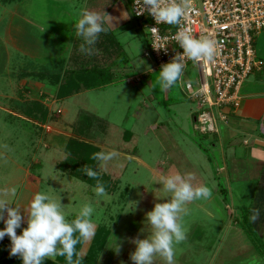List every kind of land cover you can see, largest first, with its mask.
<instances>
[{
    "label": "rangeland",
    "instance_id": "rangeland-1",
    "mask_svg": "<svg viewBox=\"0 0 264 264\" xmlns=\"http://www.w3.org/2000/svg\"><path fill=\"white\" fill-rule=\"evenodd\" d=\"M59 1H66L67 8L77 13L88 8L90 11L91 6L100 8L105 5L107 8L111 3L120 2L128 21L114 32L107 33L117 37L121 43L131 41L129 48L135 60L131 59L126 67L127 61L119 59L117 52L105 54L106 62L101 61L102 57L96 59L93 54L89 57L79 52L78 58L73 57L78 60L75 68L97 66L104 71V76L107 75V83L113 84L103 89L74 93L60 101L57 86L64 85L66 81L62 57L66 51L55 46L51 24L43 22L39 28L33 29L20 23L23 19L27 20L28 4L40 12L50 8L45 11L52 13V0H12L9 6L15 5L14 9L0 10V48L3 49L0 60L3 64L8 61L7 66L0 69V198L21 207L25 219L27 213L23 209L27 210L30 199L37 192H44L53 200L60 199L69 221L73 215H79L84 205H90L93 208L92 220L97 225L96 234L100 228L107 229L98 263L134 264L130 259V253L135 249L132 241L145 238L151 232L145 214L155 203L163 202L158 198L162 195V186L160 188L158 183L153 182L148 188L150 183L159 175L181 174L183 170L190 169L188 171L201 176L211 189L212 196L208 200L186 205L188 213L181 219L186 238L174 245L173 264H221L226 260L225 264H242L243 255L250 252L249 248L246 250L248 246L260 255L264 253L261 249L264 238L252 229L248 230L249 221L243 219L245 214H242L240 205V225L243 228L231 225L227 220V214L232 211L230 207L225 208L222 202L224 198L229 200L226 183L222 177L215 181L219 182L218 185L211 179L217 169L216 164L211 162L214 161L211 156L214 150L204 140L205 135L193 129L190 114L195 106L185 92L184 80L170 89H164L157 85L158 75L144 76L143 71L151 64L156 72L161 65L150 64L140 56L142 43L138 31H141L143 40H147L145 20L131 13V0ZM81 43V39L76 43L78 50ZM3 54L6 57L2 58ZM82 59L90 66H83L80 63ZM47 62L49 71H63L60 74L55 71L53 75L57 79H52L56 83L52 82L51 88L46 82L48 75L41 80L32 78L36 69ZM132 64L135 69L131 68ZM185 73L193 89H196L194 64H187ZM253 75L245 80H253ZM137 76L142 78L139 82H127ZM153 87L155 89L150 91ZM141 109L144 112L139 113ZM151 124L156 128L152 129ZM83 143L99 151L114 150L118 156L106 163L95 160L93 165V152ZM133 154L144 159L148 166H154L153 169L138 164L131 158ZM88 167L98 172L100 182L107 179L105 196L97 197L96 185L83 181L81 175ZM13 189L15 195H12ZM240 196L241 199H249L243 193ZM256 200L252 202L251 199L252 204H245H251L253 209ZM132 206L134 210L130 211ZM3 227L0 221V228ZM21 227H26L24 221ZM16 232L19 235L20 229ZM115 239L118 251H114ZM92 243L93 239L83 241L79 253L85 255ZM9 245L7 236L0 240V264H6V257L10 256ZM153 264L166 262L156 257Z\"/></svg>",
    "mask_w": 264,
    "mask_h": 264
},
{
    "label": "clouds",
    "instance_id": "clouds-1",
    "mask_svg": "<svg viewBox=\"0 0 264 264\" xmlns=\"http://www.w3.org/2000/svg\"><path fill=\"white\" fill-rule=\"evenodd\" d=\"M136 3L139 6L137 14L147 12L156 24L178 26V31L173 34L172 39L183 49V52L161 65L157 85L170 89L181 81L184 78L186 60L214 61L217 55L214 39L206 35H194L191 29L179 27L186 15V4L183 0H136ZM110 28H112L111 18L108 15L106 18L95 11H82L74 24L76 35L82 40L80 52L92 55L99 35L108 32ZM165 45L154 48L164 49ZM153 89L155 87L150 91ZM116 156L118 153L114 150L99 151L94 154L93 159L106 163ZM84 174L97 180L96 196H105L106 189L98 179V172L88 167L84 169ZM193 180L192 175L185 177L173 173L159 175L150 183L148 188L153 182L158 183L160 188L162 186L163 192L158 198L163 202L155 203L154 207L145 214L151 232L145 238L132 241L135 249L130 253V259L134 264H153L156 257L162 258L166 264H173L174 245L186 238L181 223L182 215L188 213L186 205L194 201L208 200L212 196L208 186L194 185ZM12 195H15V189L12 190ZM21 209L8 199L0 198V221L4 224V227L0 228V240L5 236L9 238L10 256L19 257L22 264H43L46 259L56 256L65 257L66 264H81L84 256L83 253L76 251V245L81 240L91 241L96 234L97 225L92 220L93 208L90 205H84L79 215L69 221L62 210L60 199L53 200L48 194L37 192L30 199L27 210L23 209L27 213L26 219L22 216ZM132 210L134 206L130 211ZM260 215L261 210L255 209L252 215L253 221ZM22 221L26 223V227H21ZM18 228L19 235L16 232ZM118 250L119 245L115 239L114 251Z\"/></svg>",
    "mask_w": 264,
    "mask_h": 264
},
{
    "label": "crops",
    "instance_id": "crops-1",
    "mask_svg": "<svg viewBox=\"0 0 264 264\" xmlns=\"http://www.w3.org/2000/svg\"><path fill=\"white\" fill-rule=\"evenodd\" d=\"M11 2L12 0H0V10L6 8H10L11 10L14 9L15 5L9 6ZM114 3H111V5L107 6V8H105V5H103V7L100 6V8L99 6H91L92 9L90 10L98 12L100 14L101 12H104L103 14L106 18L107 15L111 18L112 28L109 29L108 33L122 27L125 22L128 21V17H126L127 15L124 14L123 5L120 2H117L115 5ZM67 6L68 5L66 1L52 0V13H50V11H45L46 9L50 8H46L44 11L40 12L36 9V7H31L28 4L26 7V12H28L26 16L27 20L23 19L22 21H20V23L27 24L33 29H35V27L39 28L40 25L43 24V22H46L49 25L51 24L52 36H55V46H60L61 49L66 51L64 54H62V57H64V68L72 69L75 68L74 65L78 63V60L73 59V57L78 58V53L80 52L76 45L78 41L80 42V39L77 37V35H75L76 32L74 29V24L78 21L80 13L73 12L74 10L67 8ZM97 8H99V10ZM86 10L89 11V8ZM74 15L76 16L74 17ZM57 27L59 28V30L57 29ZM140 32L138 31L139 38L141 39L140 41L142 43L140 56L144 58L143 51L145 49L146 40H143V36ZM108 33L106 32L103 35H99V41L101 42L104 39L106 45L111 44V48H109L110 52L108 54H110L111 52L119 53L120 51V54L124 56V60L127 61L126 67L129 66V63L132 62L131 59L134 58L131 57L134 55H131V51L129 48L131 41L121 43V41L117 37H112ZM56 34H59V36L56 37ZM103 36H105L106 38H101ZM22 42L25 43L24 39H22ZM100 45L102 46V42ZM105 46L102 47L105 48ZM256 50L258 56L264 61V30L261 31L257 36ZM2 51L3 49L0 48L1 54ZM97 54L99 57H102V62H106V52H102V50L100 49ZM3 56L5 55H1L2 58ZM146 60L151 64L150 60ZM7 62L8 61L5 60V63L3 64L0 60V69H4V66H7ZM80 63H82L81 60ZM69 64L72 65L69 67ZM146 64L148 65V63ZM44 65L45 66H42L40 69H36V71L48 73L49 77H47L46 82L50 84L49 88H51L52 81L50 74H52V71H49L47 67V65H49V62ZM131 68L135 69L134 64H132ZM143 72L144 76H146L147 78H150L151 75H158V72L155 71L152 64ZM252 74H254L253 80H245L242 83V86L240 88L239 106L236 109H231L228 112V119L225 123L219 125L218 133H215L212 136L205 135V138H203L208 145L212 146V149L214 150V154L211 155L213 156L212 158L214 161L211 162L216 164L217 169L214 176L211 178L212 181H218V179L222 177L226 183L225 190L226 195L228 193L229 200L224 198L222 202L224 203L225 208L230 207L232 211V214H227V217H229L227 218V220H230L231 225L239 226L240 216L242 214H245L243 215V219L246 218L249 221L247 223V225L250 227L248 228V230L250 231V229H252V231L255 232L259 237L264 238V66L260 70H255ZM137 77H139L140 80L142 79L140 76ZM32 78L33 80L37 78L41 80V77L36 74L33 75ZM127 82L133 83L134 80H132V78H129V81ZM112 84L113 83H105L102 85L91 87L89 89H84L80 92L82 93L84 91H90L98 88L103 89L111 86ZM24 89L26 91L29 90V88ZM78 93L79 92L75 94ZM70 96H72V94L66 95L65 97L59 99L60 101H63ZM43 103L45 104V102ZM143 110L144 109H141L139 113L144 112ZM76 112L77 111L75 110L74 114ZM150 127L152 129L156 128V126H153L152 124ZM136 146L137 143L135 144L134 149H136ZM131 158L137 161L138 164L146 168L153 169L154 167L148 166L147 162L141 157H137L136 154H133ZM188 170L190 169L183 170L181 174L185 177H187L188 175H192L194 177V180L192 182L195 185H206L199 174H197L196 172L193 173L192 171ZM218 183L216 184L218 185ZM242 193L247 195L249 199H241L240 195H242ZM251 199L252 202L254 199H257V202H255L253 209H251ZM227 200L229 202H227ZM250 202V206H247ZM238 205H240L242 214L240 213ZM225 208L224 210L226 212ZM257 208L261 210V215L258 219L253 221L252 215L254 210ZM243 225H246V223H244ZM242 228L241 231L244 233V229L242 230ZM262 242L263 246L261 247V249H264V241ZM246 248V250H248L249 248L250 252L246 253L245 256L243 255V260L240 261L242 264H264V253L260 255L256 252V250L252 251L251 246H248ZM53 259L54 258L50 260ZM226 262L227 260L222 262L221 264H225Z\"/></svg>",
    "mask_w": 264,
    "mask_h": 264
},
{
    "label": "built area",
    "instance_id": "built-area-1",
    "mask_svg": "<svg viewBox=\"0 0 264 264\" xmlns=\"http://www.w3.org/2000/svg\"><path fill=\"white\" fill-rule=\"evenodd\" d=\"M183 3L186 15L179 27L216 41L214 61H185V66L192 63L196 67L197 88L193 89L186 73L187 80L183 78L185 92L195 106L191 113L193 129L212 136L227 121L228 112L239 106L244 80L264 66L255 51L256 36L264 29V0H183ZM130 8L134 16L145 20L144 58L159 66L182 54L183 49L172 39L178 26L156 24L147 12L137 14L136 0H131ZM164 45V49L154 48Z\"/></svg>",
    "mask_w": 264,
    "mask_h": 264
},
{
    "label": "trees",
    "instance_id": "trees-1",
    "mask_svg": "<svg viewBox=\"0 0 264 264\" xmlns=\"http://www.w3.org/2000/svg\"><path fill=\"white\" fill-rule=\"evenodd\" d=\"M103 37L106 38L105 36H103ZM101 42H102V46L106 45V42L104 41V39ZM101 42L98 43V41H97L96 44L94 45L95 49H94V52H93V56H95L96 59H98V57H99L97 52H99L100 49L102 50V52H106V53L110 52L109 48H111V44L110 45H106L105 48L100 45L101 47L98 48V44H101ZM110 42H113V41H110ZM120 53H121L120 51H119V53H117L118 56H119V59H122V58L124 59V56L122 54H120ZM91 56L92 55H90L89 57H91ZM81 61H82L81 64L83 66H86V65L90 66L89 62H86L85 59H82ZM86 63H88V64H86ZM66 69L65 68L63 69L64 72H65V74L63 76H65V79H66L64 85L57 86V88H58L57 94H58L59 98H63L66 95H71V94L80 92V91H82L84 89H89V88L94 87V86L105 84V83H107L109 81L108 78H106L107 75H105V76L103 75L104 71L101 70L97 66L82 67V68H72V69H67V70ZM53 70H52V74H50L51 75V81L53 83H56L55 80H52L54 78L57 79V77L55 75H53V74H55V71H56V73L59 72L58 74H60V72H63V71H61V69H59V70L56 69L53 72ZM35 74L38 75L41 78L47 77V75H48V73L46 74L45 72H41V71H35ZM60 76L62 77V75H59L58 77H60ZM42 109L44 110L45 108L43 107ZM42 109H40V110L38 109L37 111H41ZM44 111H43V113H44ZM38 114H39L38 116L41 117L40 116V112ZM69 141H73V140H69ZM83 145L85 147L87 146L93 152L92 153L93 156H94L95 153L99 152L98 148L96 149L95 147L89 146L86 143H83ZM92 160H93V165H94V161L95 160L93 158H92ZM81 176H82L83 181H85L89 185H96L97 184V180L96 179L89 178L84 173ZM106 180H107L106 178L104 180H101V182L105 186V189H107V187L105 185V181ZM107 186H108V184H107ZM77 216L78 215H73L71 217L70 221L74 220ZM106 234H107V229L106 228L98 229L97 234L93 238L94 243L91 244V246L89 247V250L87 251V253L85 255H83L84 258H83L81 264H99L98 263V256H99L100 250L102 249V245H103V242H104V237H105ZM100 235H102V236H100ZM82 243H83V240H81V242L76 245V251L77 252L80 251ZM94 244H96V245H94ZM6 264H22V261L20 260L19 257L8 256V258L6 257ZM43 264H66V259H65V257H62V256H56L53 260L46 259L43 262Z\"/></svg>",
    "mask_w": 264,
    "mask_h": 264
},
{
    "label": "water",
    "instance_id": "water-1",
    "mask_svg": "<svg viewBox=\"0 0 264 264\" xmlns=\"http://www.w3.org/2000/svg\"><path fill=\"white\" fill-rule=\"evenodd\" d=\"M183 76H184V80H187V76H186V74H184Z\"/></svg>",
    "mask_w": 264,
    "mask_h": 264
}]
</instances>
